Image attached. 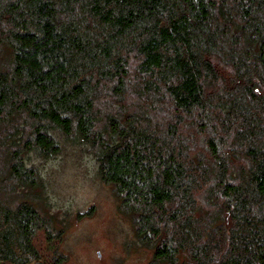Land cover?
Listing matches in <instances>:
<instances>
[{
    "label": "trees",
    "instance_id": "obj_1",
    "mask_svg": "<svg viewBox=\"0 0 264 264\" xmlns=\"http://www.w3.org/2000/svg\"><path fill=\"white\" fill-rule=\"evenodd\" d=\"M66 143L148 264H264V0H0V264H68Z\"/></svg>",
    "mask_w": 264,
    "mask_h": 264
},
{
    "label": "rangeland",
    "instance_id": "obj_2",
    "mask_svg": "<svg viewBox=\"0 0 264 264\" xmlns=\"http://www.w3.org/2000/svg\"><path fill=\"white\" fill-rule=\"evenodd\" d=\"M33 162L47 181L51 212L67 224L61 248L68 264H148L152 250L136 241L113 187L98 178L85 147L66 143L58 157Z\"/></svg>",
    "mask_w": 264,
    "mask_h": 264
}]
</instances>
